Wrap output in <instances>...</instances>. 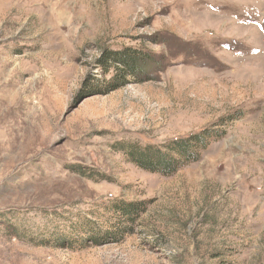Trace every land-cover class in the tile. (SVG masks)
Returning <instances> with one entry per match:
<instances>
[{"label": "rangeland", "instance_id": "1", "mask_svg": "<svg viewBox=\"0 0 264 264\" xmlns=\"http://www.w3.org/2000/svg\"><path fill=\"white\" fill-rule=\"evenodd\" d=\"M205 130L168 176L119 147ZM0 264H264V0H0Z\"/></svg>", "mask_w": 264, "mask_h": 264}, {"label": "trees", "instance_id": "2", "mask_svg": "<svg viewBox=\"0 0 264 264\" xmlns=\"http://www.w3.org/2000/svg\"><path fill=\"white\" fill-rule=\"evenodd\" d=\"M96 67L101 68L104 74L101 82L104 94L123 87L131 82L129 78H140L150 67L151 56L142 49L125 47L121 49H103L99 58L96 59ZM112 70V75L106 80V73ZM139 82V81H134ZM209 132L194 135L189 139H179L165 147L147 144L139 146L129 144L127 147L120 143L119 147L125 149V155L129 161L145 170L161 175H172L178 169L200 156V151L208 145ZM165 147V148H164ZM112 214L118 223L119 232L123 226H129L139 213V204L135 202H118L111 206ZM123 218V219H122ZM121 230V231H120Z\"/></svg>", "mask_w": 264, "mask_h": 264}]
</instances>
